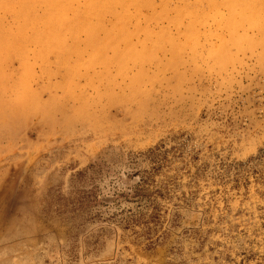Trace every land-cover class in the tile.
<instances>
[{"label":"rangeland","instance_id":"374dc122","mask_svg":"<svg viewBox=\"0 0 264 264\" xmlns=\"http://www.w3.org/2000/svg\"><path fill=\"white\" fill-rule=\"evenodd\" d=\"M0 264H264V0H0Z\"/></svg>","mask_w":264,"mask_h":264}]
</instances>
